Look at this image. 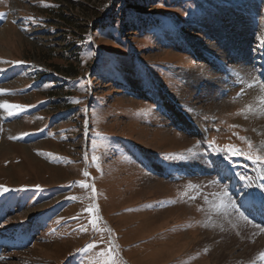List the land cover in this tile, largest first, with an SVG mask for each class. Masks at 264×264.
<instances>
[{
    "label": "rangeland",
    "instance_id": "1",
    "mask_svg": "<svg viewBox=\"0 0 264 264\" xmlns=\"http://www.w3.org/2000/svg\"><path fill=\"white\" fill-rule=\"evenodd\" d=\"M132 1L0 0V264H264V0Z\"/></svg>",
    "mask_w": 264,
    "mask_h": 264
},
{
    "label": "snow or ice",
    "instance_id": "2",
    "mask_svg": "<svg viewBox=\"0 0 264 264\" xmlns=\"http://www.w3.org/2000/svg\"><path fill=\"white\" fill-rule=\"evenodd\" d=\"M45 7L49 6V5H44ZM4 15L3 13H0V16ZM32 22H35L34 20ZM26 30V29H25ZM89 40H91V37H89ZM261 47H264V38L261 39ZM92 53L90 52L89 53V56H91ZM0 63H10L8 61H3V60H0ZM15 63H21V62H15ZM0 71H2V69H0ZM261 77H262V80L260 82L264 83V73L261 74ZM255 86V83H253L252 85H250V87H254ZM81 87H83V85H81ZM0 94H4V90H0ZM74 103H79L80 101L79 100H74L73 101ZM264 102V101H262ZM0 109H3V110H6L7 114L8 115H15L19 112H22L24 110V106H21L19 104H12V103H9L7 101H4L2 103H0ZM253 111V108L251 105L248 106V110L246 112H243L242 115H244L245 118L248 117L249 113H251ZM232 127H239L238 125H232ZM23 135H26L25 134H21V137H10V139H17V138H22ZM234 135H237L238 136V133H234ZM242 140H247L246 137H238ZM248 144H249V148L251 149L252 148V143L251 141H248ZM210 147H213V148H216L217 152H220V151H223L225 153L223 159H225L226 161L229 160V157L230 155H245L247 159L249 160H253L254 163H261V164H264V156L262 155H259V154H253L251 152L249 153H244L241 149H238L236 148L235 146L233 145H226L224 147L223 150H221L218 146L215 145V142H211ZM199 147V144L196 145L194 148L192 149H189V153L191 154H195V149ZM43 154V153H41ZM168 158L170 159H184V155L181 154L180 156H172L170 155ZM53 159H56V157H53ZM98 158L93 156L92 157V160L93 161H96ZM218 175L220 174L219 172L217 173ZM83 175L87 178L89 177L90 173H88L87 171H85L83 173ZM240 179L241 180H246L247 178L243 175L240 176ZM215 183V181H214ZM82 188H91L93 192H95V187L94 185H90L88 183H81L80 185ZM39 186H37L38 188ZM189 187H194V186H189ZM249 187H251V185H249ZM258 187L261 189V192H260V198L262 201H264V184H261V185H258ZM8 191H10V189H8L6 186H3V185H0V193H7ZM212 196L214 197H217L218 200H219V203H217L216 201H213L212 203L215 205L216 207V211L218 213H221L223 209H226V208H232L234 209L237 214L239 215L240 218H242L243 220H245L247 223L249 224H252V220L249 219V217L244 213V212H241L239 210V208L237 207V205L232 201V198H231V195L229 194V192L227 191V189H224L222 190L221 192L219 193H212L211 194ZM195 197H193L194 199ZM205 202L207 203L208 202V198L205 197ZM88 212H93V209H87ZM96 211L98 212V207L96 209ZM99 219V216H96V218L92 221L93 225L95 226L96 224V221ZM255 228L259 229L260 232L264 233V227H262L260 224H255L253 225ZM109 231H111L109 229ZM90 248L92 247H96V245H89ZM111 253V250L109 249V254ZM262 257H264V253L261 254ZM114 259V257H113Z\"/></svg>",
    "mask_w": 264,
    "mask_h": 264
},
{
    "label": "trees",
    "instance_id": "3",
    "mask_svg": "<svg viewBox=\"0 0 264 264\" xmlns=\"http://www.w3.org/2000/svg\"><path fill=\"white\" fill-rule=\"evenodd\" d=\"M142 3H144L142 0H140V3L139 4H142ZM124 8V7H123ZM125 10H126V19H129V21H131V22H133L134 23V21L135 22H140L141 21V19L143 18V17H145V15H144V8L143 7H140V5H138V4H136L135 2H133L132 0H130V2H129V5H127V7H125L124 8ZM115 13H117V12H113L111 15H109V16H107L106 17V19H105V21H109V22H112L113 23V19H111V18H113V16L115 15ZM114 17H116V15L114 16ZM149 17H151V16H149ZM63 20H64V18H62ZM130 19H132V20H130ZM132 23V24H133ZM131 24V25H132ZM113 25H115V23L113 24ZM103 26L102 25H98L97 26V29H96V31L100 28H102ZM109 30H112L111 28H109V29H106L105 28V31H109ZM76 51H77V49H75ZM28 69V68H27ZM68 69V68H67ZM69 70V69H68ZM28 71L30 72L31 70H29L28 69ZM72 73V72H71ZM98 102H97V100L94 98V100H93V102H92V104H91V110L90 111H92L93 110V107L97 104Z\"/></svg>",
    "mask_w": 264,
    "mask_h": 264
},
{
    "label": "bare ground",
    "instance_id": "4",
    "mask_svg": "<svg viewBox=\"0 0 264 264\" xmlns=\"http://www.w3.org/2000/svg\"><path fill=\"white\" fill-rule=\"evenodd\" d=\"M263 55H264V52L262 53ZM261 57H263V56H261ZM261 62H263V65H264V60L263 61H261ZM258 87V86H257ZM256 87V88H257ZM259 88H260V86H259ZM256 93L254 94V91H250V93H249V95L252 93V95H251V98H250V100H252V102H251V104H248V105H251L252 106V108H253V111L251 112V113H249V115H253V112L254 113H256V114H254V115H260V114H262V117H261V121H259V124H260V128L259 129H261L262 131V134H264V102H262V101H264V96H262V95H260L259 93H258V91H255ZM260 100V102H259V100ZM253 115V116H254ZM248 117H250V116H248ZM264 136V135H263ZM154 181V180H153ZM246 198V197H245ZM249 198H251L250 196H248L247 197V199H249ZM256 203V205L258 206V207H260V208H264L263 207V205H262V203L260 202V200H258V199H256V201H255ZM251 203V202H250ZM168 211V210H167ZM164 215H166V214H164ZM249 225V224H248ZM251 227V226H250ZM252 228V227H251ZM250 230V229H249ZM263 238H264V236H263ZM263 240V239H262Z\"/></svg>",
    "mask_w": 264,
    "mask_h": 264
}]
</instances>
